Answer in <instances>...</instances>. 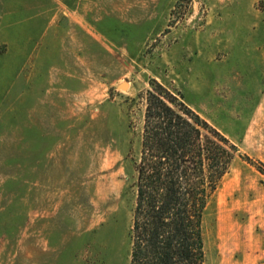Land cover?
<instances>
[{"label":"rangeland","instance_id":"obj_1","mask_svg":"<svg viewBox=\"0 0 264 264\" xmlns=\"http://www.w3.org/2000/svg\"><path fill=\"white\" fill-rule=\"evenodd\" d=\"M151 79L237 148L205 264H264V0H0V264H127Z\"/></svg>","mask_w":264,"mask_h":264},{"label":"trees","instance_id":"obj_2","mask_svg":"<svg viewBox=\"0 0 264 264\" xmlns=\"http://www.w3.org/2000/svg\"><path fill=\"white\" fill-rule=\"evenodd\" d=\"M149 83L127 264H205V208L237 148L179 93Z\"/></svg>","mask_w":264,"mask_h":264},{"label":"water","instance_id":"obj_3","mask_svg":"<svg viewBox=\"0 0 264 264\" xmlns=\"http://www.w3.org/2000/svg\"><path fill=\"white\" fill-rule=\"evenodd\" d=\"M125 85H126V83H123V84H121L120 86H121L122 88H124V87H125Z\"/></svg>","mask_w":264,"mask_h":264},{"label":"crops","instance_id":"obj_4","mask_svg":"<svg viewBox=\"0 0 264 264\" xmlns=\"http://www.w3.org/2000/svg\"><path fill=\"white\" fill-rule=\"evenodd\" d=\"M2 55H4V53L2 54ZM18 62H16L15 64H17ZM14 64V63H13Z\"/></svg>","mask_w":264,"mask_h":264}]
</instances>
